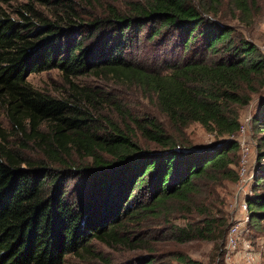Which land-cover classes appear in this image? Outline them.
Instances as JSON below:
<instances>
[{
    "label": "trees",
    "instance_id": "trees-1",
    "mask_svg": "<svg viewBox=\"0 0 264 264\" xmlns=\"http://www.w3.org/2000/svg\"><path fill=\"white\" fill-rule=\"evenodd\" d=\"M1 1L10 8L0 5V264L85 259L97 254L93 239L144 247L149 217L178 241L218 246L228 219L201 206V219L185 216L178 225L172 204L192 202L205 180L238 179L239 108L264 88V51L223 19V0H133L125 9L101 0ZM231 2L248 13L257 0ZM148 42L160 51L155 63L139 55ZM56 67L69 84L66 96L28 79ZM88 74L153 92L173 129L155 116H132L134 126H122L95 114L84 101L101 89L77 81ZM194 121L214 142L184 137ZM252 122L247 236L256 242L264 233V93ZM29 141L41 156L24 151ZM154 251L136 264H157ZM171 258L164 264H203L180 251Z\"/></svg>",
    "mask_w": 264,
    "mask_h": 264
},
{
    "label": "rangeland",
    "instance_id": "rangeland-1",
    "mask_svg": "<svg viewBox=\"0 0 264 264\" xmlns=\"http://www.w3.org/2000/svg\"><path fill=\"white\" fill-rule=\"evenodd\" d=\"M105 3H111L121 9H125L127 4L133 0H101ZM0 5L9 9L10 6L0 0ZM99 10L101 8L97 6ZM220 15L223 19L236 27L237 31L249 37L256 42L264 51V0H257L251 5V10L248 13H242L237 10L231 0H223L220 7ZM160 51L155 50V45L148 42L145 47L139 51L141 59L145 62L155 63L156 56ZM154 57V59H153ZM158 60V59H156ZM28 79L31 83L44 91L54 96H66L69 84L66 82L62 71L59 68H51L39 72H32ZM80 84L90 85L101 89L102 92L95 94L96 99L92 103H86L95 114H102L104 118L111 119L122 126H131L132 116H155L161 121L165 127L172 130L173 127L167 115L160 109L157 104L156 95L153 92H147L140 86L130 83H121L114 80H107L97 78L93 75H85L77 78ZM264 93V88L260 92L252 93V99L249 103L240 106V120L241 123H247L245 132L240 130L236 133L235 138L241 141V147L238 155V162L235 165L238 173L242 163V156L246 153V158L249 161V167L252 169L256 148L255 135L253 133L252 116L256 110L257 104ZM1 120L6 127H10L7 116L4 111H1ZM184 137L194 145H205L214 142L216 135L207 130L201 123L191 122L183 130ZM234 136V135H233ZM12 139L18 138L17 135L11 136ZM144 145L153 146V142H146L141 138ZM30 147L24 150L32 156L38 157L42 152L29 141ZM244 157V156H243ZM239 177L237 180L229 178L218 179V181L205 180L201 184V192L194 196L192 202H173L174 214L172 216L173 222L178 225H184L185 216L190 220H199L203 217L199 213V208L205 206L208 212L217 213L218 216H224L228 219V227L224 231V236L220 238V248L224 245V238L227 234L231 224L239 218H243L246 213L245 209L238 207L236 196L239 189ZM251 183V181H250ZM246 186V190L250 192L251 184ZM247 224L242 227V235L248 238L247 234L250 232ZM164 228V229H163ZM143 239L145 240L144 247H132L128 245H109L102 240L93 239L90 246L95 255H88L85 259L76 256H68L66 264H136L139 261V256L149 252V247H155L154 253L158 255V263L164 264L166 262L175 261L171 258L173 254L180 251L194 259L201 261L203 264H221L225 262V258L220 252H217V243L213 240L192 239L189 241H178L175 239L172 232L167 229V225L162 220L149 217L144 223ZM257 241L254 242L257 251H262V262L264 264V246H259L264 239V233L258 234ZM259 251V252H260ZM258 252V253H259ZM222 258V259H220ZM235 259L243 264V255H238ZM226 264V263H224Z\"/></svg>",
    "mask_w": 264,
    "mask_h": 264
},
{
    "label": "built area",
    "instance_id": "built-area-1",
    "mask_svg": "<svg viewBox=\"0 0 264 264\" xmlns=\"http://www.w3.org/2000/svg\"><path fill=\"white\" fill-rule=\"evenodd\" d=\"M246 129L247 123L243 122L241 124L240 131L245 132ZM243 156L239 172V189L235 201H237L238 207L245 209L246 213L243 218H239L231 224L227 234L225 235L224 245L220 248V254L224 256V263L226 264H241L238 259H235L238 255H243V264H263L262 251H257L258 249L255 248L254 242L251 239L244 238L242 235L243 225L247 224L251 218L247 202L248 190H246V186L250 183L254 175L249 167L248 158L245 157L246 153H244ZM259 246H264V239L261 241Z\"/></svg>",
    "mask_w": 264,
    "mask_h": 264
}]
</instances>
